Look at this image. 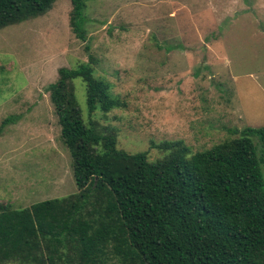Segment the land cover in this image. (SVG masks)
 <instances>
[{
  "label": "rangeland",
  "instance_id": "374dc122",
  "mask_svg": "<svg viewBox=\"0 0 264 264\" xmlns=\"http://www.w3.org/2000/svg\"><path fill=\"white\" fill-rule=\"evenodd\" d=\"M84 3V40L69 27V0L0 28V121L13 117L0 127V204L11 212L26 209L0 211V227L18 226L17 236L33 243L36 263L61 264L78 238L102 226L108 235L98 264H126L111 252L123 236L115 215L104 212L107 196L75 186L46 91L58 68L93 54L95 76L121 105L96 110L90 120L100 133L115 134L117 148L146 151L148 160L163 155L154 146L159 142L181 140L191 154L233 137V129L264 127V0ZM73 93L87 123L79 79ZM260 170L264 186V165ZM94 181L86 185L98 186ZM49 199L55 207L43 202ZM38 202L45 211L34 219L31 206ZM68 224L62 239L51 238Z\"/></svg>",
  "mask_w": 264,
  "mask_h": 264
},
{
  "label": "trees",
  "instance_id": "16d2710c",
  "mask_svg": "<svg viewBox=\"0 0 264 264\" xmlns=\"http://www.w3.org/2000/svg\"><path fill=\"white\" fill-rule=\"evenodd\" d=\"M53 1L0 0V28L45 13ZM69 2V27L77 39L84 40V0ZM95 63L96 58L88 52L85 62L58 68L46 91L61 142L69 152L76 188L104 192V212L115 215L116 231L123 240L114 242L111 252L126 264H264L260 170L264 165V127L233 129V137L191 154L181 140L154 145L163 151L154 160L147 159L146 151L126 152L116 147L113 132L100 133L90 120L96 110L107 112L121 105L108 83L95 76ZM75 79L83 85L87 123L73 93ZM12 120L6 115L0 127ZM91 180L98 186L86 185ZM43 202L56 205L54 199ZM43 202L31 206L34 219L45 211ZM8 210L0 204L4 215L26 211ZM3 225L0 248L5 249L0 264H43L31 259L35 256L33 243L17 236L18 226L2 229ZM69 226L63 225L60 235L51 238L62 239ZM107 232L101 226L90 236L78 238L74 254L64 253L61 264H98Z\"/></svg>",
  "mask_w": 264,
  "mask_h": 264
}]
</instances>
